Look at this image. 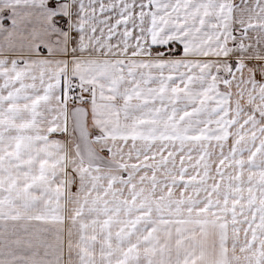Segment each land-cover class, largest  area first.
<instances>
[{
    "label": "crops",
    "instance_id": "1",
    "mask_svg": "<svg viewBox=\"0 0 264 264\" xmlns=\"http://www.w3.org/2000/svg\"><path fill=\"white\" fill-rule=\"evenodd\" d=\"M57 1L54 9L44 0H0V135L17 132L18 141L71 128L62 102L67 77L92 85L91 98L82 99L91 103L94 128H126L127 134L89 135L84 118L73 113L77 135L66 146L63 139L65 204L59 214L0 212V264H152L154 258L164 260L159 255L168 248L172 255L165 264H229L225 245L231 241L248 245L253 233L255 244H264V60L248 55L260 45L229 46L232 28H244L237 37L242 41L260 26L246 28L237 20L231 0ZM55 14L66 17L65 29L52 24ZM169 42L195 60L215 58L208 64L212 68L229 64L230 56L239 59L229 93L190 94L185 112L175 98L166 108L172 96L165 97V63L130 55H148L152 46ZM169 63L180 73V61ZM218 81L215 74L209 78L210 90H217ZM195 126L237 129L226 141L201 146L174 135V128ZM149 128L168 129L151 137ZM193 149L196 153L189 152ZM188 166L207 173L188 172ZM234 167L236 175L230 172ZM193 211L205 213L200 217L205 222L225 214L222 247H214L212 222L195 234L199 258L191 255L190 243L182 249L178 231L171 230L186 228L190 222L181 220L193 219L188 216ZM231 213L237 215L232 224L225 217ZM151 228L159 230L156 238ZM217 251L221 257L215 258ZM250 253L242 248L239 262L248 264Z\"/></svg>",
    "mask_w": 264,
    "mask_h": 264
},
{
    "label": "rangeland",
    "instance_id": "2",
    "mask_svg": "<svg viewBox=\"0 0 264 264\" xmlns=\"http://www.w3.org/2000/svg\"><path fill=\"white\" fill-rule=\"evenodd\" d=\"M44 2L48 5V7H53L55 9L56 4L60 1L44 0ZM65 2L69 3V0H65ZM231 4V7L234 9L233 12L236 13V19H239L243 24H245L246 28L249 27V24L256 23L260 26V29L255 36H246L245 39L241 41L237 39V37L241 35L242 32H244V28H239V26L236 25L238 27L232 28L233 34L232 37L229 39V46H236L238 42H241V45L248 44V47L250 48H253L255 46L257 47L258 45H260V48L258 47V51L255 52L256 54L251 53L248 55L252 57L250 58L251 60H254L253 56H255L256 59L259 58L261 60H264V0H231ZM148 7L149 11H151L152 4L149 3ZM65 18L66 17L62 15L55 14L52 17V24L55 25V27H57L58 29H65V26L67 25V19ZM3 23L7 25L9 22L8 20H4ZM181 51V46L178 43L169 42L160 46H152L148 52V55L139 53L130 55V57L134 58L142 57L144 55L143 57H147L149 60L161 59V61L165 63V97L172 96L171 100L165 101L166 108L173 107V98H175V101L178 102L176 103V106H179V108H181L182 111L185 112V110H187L186 108H184L187 107L186 104H191L188 100L190 94H192L191 96L193 97L196 96V98H205L206 94H211L212 91L214 94L218 95L222 93H229L230 88L228 87V82L230 81L231 76L235 75L233 74V71L235 70L239 59L234 58V56H230L227 58V62L229 61V64L227 63L223 67L222 63H217L218 67L212 68V66L208 64H210L209 62L212 60L213 57L200 56L197 60H195L196 56L187 53H182ZM40 52H42V54H45L43 50H40ZM236 52L237 53L235 54H243V52L241 51ZM243 55L245 56V54ZM67 57L68 55L66 56V58ZM124 59L125 61H127L128 57ZM174 60L181 62L180 73L179 68L177 66L174 68L173 63H169L170 61L173 62ZM213 74L217 75L219 78L216 87L217 90L215 91L210 90L209 87H212L213 84L211 85L208 82L209 78L212 77ZM91 89L92 85L88 83L80 84L75 78H65L62 90V102L65 108L67 109V113L69 116V126L71 128H64L62 131H49L47 133L40 132L30 137L27 136L28 138H25V140H18L20 142H26L24 146H31L30 148L20 147L18 141H16L14 138L18 134L17 132H6L5 136L0 135V212L5 211L6 213H9L11 211H19V213L24 212L25 214H28L26 212L34 210L38 214H59L63 202L65 204V200H63L65 198L63 196L65 194L66 189L64 188L65 172L62 168V154L64 146L63 139L65 138L64 142L66 146L68 144V139L71 140L73 136L75 137L77 135L75 133L76 128H72V126L76 125V120H73L74 112H79L81 114L82 119L84 118L85 124L87 126L89 125L88 128H84V130H88L89 135H97L104 137H108L109 135H115L120 137L125 136L127 134L126 128H94L93 122L91 121L89 116L91 103L87 100L82 99L83 97L91 98ZM179 102L184 105H181ZM150 105L156 106L157 101H151ZM197 119L198 123L199 120H204V118L200 117V115L197 116ZM198 125L200 126V123ZM197 126H195V128H174L177 131V133H175L174 135L179 136V139L182 140H194V144L197 143L199 144V146H201L206 143H211L212 141H218L219 143H221L222 141H226L231 135H233L234 131L237 129L197 128ZM27 129L29 130V128ZM149 129L150 136L156 137L159 133H162L163 130H166L168 128ZM160 129L163 130L159 131ZM8 130L14 131L15 129L7 128V131ZM16 130H18V128H16ZM168 134L173 133L167 131V135ZM23 135L25 137V134ZM36 142L37 146H35ZM196 150L197 149H193L192 151L189 150V152L196 153ZM198 150H200L201 152L200 148H198ZM202 154L204 153H197L196 157L199 158L202 156ZM66 155L67 154L65 153V159ZM190 156V159H192L191 161H194L193 157L195 155L190 154ZM178 163H180V160H178ZM220 168L221 167H219V169ZM236 168L237 167H234L233 169L231 168L230 172L235 174V172H237ZM187 170L188 172L201 173L200 175L207 173V168L202 166L201 168L188 166ZM246 173H251V171H247ZM232 185L233 190L238 189V181L236 180V178H234V180L231 182V186ZM220 208L221 206L219 207V209ZM193 212L194 213H190L188 215L189 217H194L193 219L188 218V220H181L182 224H184V222H190L186 228H184L182 225L181 229L171 228V230L178 231L176 237L178 238L177 242H180V246H183L184 243H190L193 249H195L194 253H191V255L199 258L202 255L201 247L200 245L196 244L197 242L193 241V239H195V234H200L204 231L202 227H204L205 224L211 223L212 221H200V217L205 215V213L200 214L195 211ZM223 215L225 214H215L214 219L216 221H213L211 224L216 227V229H212L213 232H216L217 236L216 241H214V247H216V245L218 247L223 246L221 241L223 238L222 235H225V232H227L226 228L223 226L224 220L221 219ZM233 215H235V213H231L229 215L226 214L225 217H229V222L226 221L225 224H227V222L231 224L234 223V219L237 218V215ZM153 218L154 215L151 214V225L156 224L154 222L157 218ZM242 225H244V223ZM165 228H167V226ZM135 231L139 230L135 229ZM157 231L159 232V230L151 228V238L157 237ZM231 232L236 234L237 229L235 231V229L231 227ZM120 237L125 238L122 236ZM206 239H208V237ZM247 239L248 245H240L238 243L234 244L233 241L230 242L229 247L225 245L227 250H231L229 252L231 257V260H229V264H241L239 260L242 248L251 250V261L248 262V264H264V244L256 245L255 236L253 233L249 234V236H247ZM130 247L131 245L127 246V251L130 250ZM141 247L142 246H139V248ZM183 248L184 246L182 247V249ZM182 249L179 248L176 251L177 258L180 257V252ZM217 253L218 251L215 254V258L217 256L221 257V254ZM160 254L161 255H159V257H161L162 259L164 258V260L154 258L151 261L152 264L155 263V261H157V264H165V261L168 260H165V258L170 259L172 252H169L168 248V250L165 249L163 252H160ZM152 257L154 256H151V258ZM201 259L202 258L198 260ZM216 263L220 264L219 262Z\"/></svg>",
    "mask_w": 264,
    "mask_h": 264
}]
</instances>
